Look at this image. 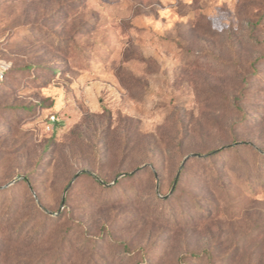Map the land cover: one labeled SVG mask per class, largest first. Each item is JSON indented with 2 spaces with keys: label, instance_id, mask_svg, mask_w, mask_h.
<instances>
[{
  "label": "rangeland",
  "instance_id": "1",
  "mask_svg": "<svg viewBox=\"0 0 264 264\" xmlns=\"http://www.w3.org/2000/svg\"><path fill=\"white\" fill-rule=\"evenodd\" d=\"M262 155L264 0H0V264H264Z\"/></svg>",
  "mask_w": 264,
  "mask_h": 264
},
{
  "label": "trees",
  "instance_id": "2",
  "mask_svg": "<svg viewBox=\"0 0 264 264\" xmlns=\"http://www.w3.org/2000/svg\"><path fill=\"white\" fill-rule=\"evenodd\" d=\"M264 157V155H262ZM262 169V168H261ZM82 175H85L87 177H91L92 179H94L98 185L102 186V187H105L104 184L102 182H100L99 180L95 179L92 174L88 173V172H84ZM129 177V175L125 174L123 176V178H127ZM257 179V177L255 178ZM116 184L119 183V181H116L115 182ZM178 183V181H177ZM0 191H4V188L3 186H0ZM67 201V200H66ZM41 202V201H40ZM42 204V203H41ZM41 206V205H40ZM40 206H38L36 204V207L37 209H41ZM65 212L64 211H61L60 213H58V215L56 217H52L50 215H48L47 213H45L43 211V219L41 221V224L38 226V228H36V230L34 231L33 234H31V239L33 240H29V242H39L41 241L42 239H51L49 241H52V239H54L53 237H55V235H50L51 233H48L49 230H53V227L54 226H58V225H61L62 223L63 224H66V221L65 220ZM37 220V219H36ZM68 224H71V226L74 224V223H68ZM70 226V229H73V226L71 227ZM74 231H76V235L79 233L78 232V229H75ZM60 241H59V244L60 246L58 247L59 250H61L60 252V256H58L57 258H55L51 263L48 261V262H45V258H47V256L49 254H41L40 256L38 255L36 258V262L34 264H64L65 261H62L61 258H63V254L65 253V259L70 261L73 257V253H75V251L78 249L76 247V249L74 250V243H73V240L72 238L70 239V237L67 235V233L63 236V237H60ZM57 241V239H56ZM91 244L92 245V248L94 249L95 246H96V240L89 236L87 237V244ZM92 252H90L89 254V257H87L85 260H81L79 264H96L95 260L93 259L92 257ZM45 254V255H44ZM64 260V259H63Z\"/></svg>",
  "mask_w": 264,
  "mask_h": 264
},
{
  "label": "water",
  "instance_id": "3",
  "mask_svg": "<svg viewBox=\"0 0 264 264\" xmlns=\"http://www.w3.org/2000/svg\"><path fill=\"white\" fill-rule=\"evenodd\" d=\"M76 176H78V175H76ZM12 182H14V181H11L10 183H8V184L4 185L3 187H5V186H7V185L11 184ZM63 204H64V198H63V201H62V205H63Z\"/></svg>",
  "mask_w": 264,
  "mask_h": 264
},
{
  "label": "built area",
  "instance_id": "4",
  "mask_svg": "<svg viewBox=\"0 0 264 264\" xmlns=\"http://www.w3.org/2000/svg\"><path fill=\"white\" fill-rule=\"evenodd\" d=\"M52 120H55L56 119V117L53 115L52 117ZM50 128V125H48V129Z\"/></svg>",
  "mask_w": 264,
  "mask_h": 264
}]
</instances>
